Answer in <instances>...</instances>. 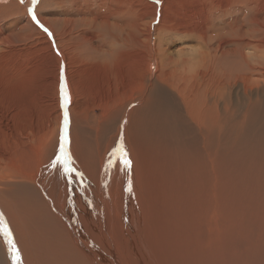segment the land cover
Here are the masks:
<instances>
[{
	"label": "bare ground",
	"instance_id": "1",
	"mask_svg": "<svg viewBox=\"0 0 264 264\" xmlns=\"http://www.w3.org/2000/svg\"><path fill=\"white\" fill-rule=\"evenodd\" d=\"M212 1L218 4H212L210 8L217 9H210V13L220 12L223 0ZM162 2L164 19L160 22L164 26L159 24L162 29H184L187 23L177 20L189 22V17L205 13L204 3L199 4L201 0ZM260 4L264 9V0ZM262 21L260 24L264 26ZM44 29L45 38L56 42V32ZM261 29L264 31V27L253 46L257 51L264 49ZM150 38L149 31L145 39ZM254 38L256 41L257 37ZM75 49L82 57L83 51L76 43ZM109 52L103 53L108 57ZM239 53L232 52L236 59L247 57ZM249 59L245 61L249 72L244 74L260 76L263 86L253 78L243 77L240 71L221 73L219 83L210 91L207 103L210 117L205 118L198 114L194 101L202 94L201 90L196 84L189 85V77L182 85L173 79L169 89L174 95L156 88L148 96L138 95L135 99L134 93L145 86L139 83L144 69L141 60L133 65L132 71L121 66L108 82L90 85L71 80L70 75L78 70L68 72L71 66L63 56L58 57L55 70L39 86L47 113L44 132L59 129V137L46 167L38 166L32 173L23 169L25 172L18 176L33 180L40 187L51 205L57 207L53 211L66 228L65 233L54 231L55 220L45 212L46 204L33 183L15 185L9 212L17 221L16 234L25 245L26 260L30 264H137L133 259L134 234L139 237L142 224L157 219L160 237L154 236L152 243L163 264H264V134L256 137L248 132L257 122L258 130L264 133V56L256 54ZM149 70L152 76L154 66ZM62 76L70 98L66 107L62 102ZM214 76L200 73L198 80ZM233 78L242 80V92L235 90ZM154 82L149 83L150 88ZM129 92L133 103L109 132L105 127L98 129L102 125L98 127L95 122L96 129L85 127L87 124L72 127L74 116L87 117L97 100L105 104L115 97L121 100ZM122 101L123 106L126 100ZM4 130L19 146L29 149L37 145L39 132L33 128L4 127ZM93 130L95 137L91 143L89 135ZM65 135L64 147L74 170L70 176H65L63 166L56 162ZM121 147L127 152L130 167L124 166L119 154L114 155ZM211 156H220L221 167L203 166ZM56 184L60 187L56 188ZM200 185L205 188L207 234L199 244V223L192 220V210L199 221L201 197L194 194ZM4 226L9 228L13 239L11 227L1 216L2 233ZM1 240L8 253L7 264H16L4 233ZM186 246L193 259L182 253ZM21 261L27 264L22 257ZM0 264L6 263L0 260Z\"/></svg>",
	"mask_w": 264,
	"mask_h": 264
},
{
	"label": "rangeland",
	"instance_id": "2",
	"mask_svg": "<svg viewBox=\"0 0 264 264\" xmlns=\"http://www.w3.org/2000/svg\"><path fill=\"white\" fill-rule=\"evenodd\" d=\"M162 1L159 0L157 3L156 0L155 2L154 0H38L33 6L32 0H0V90L3 86H7L4 93H0V217L2 216L11 227L13 240L27 264L30 262L26 260L25 245L16 234L17 221L9 212L13 198L11 193L15 185L33 183L40 191L42 202L46 204L45 212L55 220L54 231L65 233L66 228L53 211V208L57 207L51 205L48 196L42 193L40 187L33 180V182L24 180L18 176V173L25 172L23 169L32 173L38 166L46 167L54 143L59 137V129L55 132H44L47 113L42 103V91L39 86V84L43 85L45 77L55 70L58 57L63 56L64 61L71 66L68 72L78 70L77 73L70 75L71 80L90 85L108 82L121 66L129 67L132 71L133 65L141 60L144 69L139 83L145 86L134 93L135 99L139 97L138 95L148 96L151 90L156 88L174 95L169 89L173 79L177 84L182 85L186 77H189V85L196 84L201 90L202 94L194 101H197L198 114L205 118L210 117L209 95L219 83L221 73L232 71L238 74L240 71L243 77L253 78L252 80H257L260 86H263L260 76L244 74L249 72L245 63L249 57L256 54L258 57L264 56V49L257 51L256 47H253L259 41L257 34H260V28L264 27L260 24L263 20L264 25L261 0H223L224 4H221L220 12L215 14H211L210 9L217 8L210 7L217 2L201 0L199 4L204 3L205 13H200L198 17H189V22L177 20L180 23L182 21L187 23V27L177 30L162 29L161 26H164L160 22L164 19L160 8L164 6ZM258 6L260 9L257 8ZM33 14L40 22L37 23V20L33 19ZM251 24L255 25L250 27ZM252 27H257L258 31L257 28L255 31ZM44 28L56 32V42L47 36V39L45 38ZM149 31L151 38L145 39V34L147 35ZM251 32L253 34L255 32L256 35ZM250 35L253 38L256 36V41ZM75 43L82 49V57L78 56ZM234 50L240 52L239 54L242 52V55L247 57L236 59L232 54ZM105 51H111L108 57L104 55ZM250 61L252 63V60ZM61 63L63 64L62 61L59 62ZM151 65L154 66L152 76L149 70ZM205 72L215 76L207 77L205 81L198 80V74ZM232 80L237 84L235 90L242 92V80L236 81L234 78ZM151 81H156L153 88L149 87ZM253 90L257 91L254 88ZM131 95L132 93L129 92L127 97L121 100L115 97L116 100L112 98L105 104L97 100L91 111L92 114L88 112L85 118L74 116L72 127L87 124L84 126L96 129L102 125L98 129L105 127L104 129L107 128L109 132V129L114 127L125 114L128 105L133 103ZM124 99L126 102L122 106ZM176 99L177 103L180 102V99ZM93 117L95 119L92 121ZM254 125L255 127L251 126L248 131L250 135L256 134V137H259L260 134H264L258 130L257 122ZM4 127L33 128L39 132L37 145L29 149L17 145L5 132ZM94 132L93 130L89 135L90 138L92 137L89 138L91 143L94 141ZM105 138L108 139L109 135ZM203 166L216 169L221 167L220 156H211ZM59 187L60 185L56 184V188ZM50 188L52 191V185ZM62 190L63 187L58 190L59 196ZM204 193L203 185L195 189L194 195L201 197L199 221L195 211L192 210V220L199 223L197 228L199 244L207 234ZM138 234L139 237L134 234L132 241L133 259L136 263L163 264L159 261L152 243L154 236L160 237L157 219L145 221ZM2 235L0 231V260L7 264L8 253L1 240ZM182 253L192 258L193 254L188 246Z\"/></svg>",
	"mask_w": 264,
	"mask_h": 264
},
{
	"label": "snow or ice",
	"instance_id": "3",
	"mask_svg": "<svg viewBox=\"0 0 264 264\" xmlns=\"http://www.w3.org/2000/svg\"><path fill=\"white\" fill-rule=\"evenodd\" d=\"M156 2L159 3V0H156ZM37 3H38V0H32L33 6H35ZM30 11H31V9H30ZM33 19L35 20L34 14H33ZM61 81H62V87H61L62 102H63V106L66 107L67 104L70 102V98L68 96L67 89L64 86L63 76L61 77ZM67 126H68V115H67V112H65V114H64L65 132L67 130ZM66 143H67V137L65 135L64 143L60 147V154L57 157L56 162L63 166L65 176H70L74 170L71 167V165L73 163L71 160V157L68 155V153L66 152L65 147H64V144H66ZM117 154H119L120 159H121V161L125 167L131 166V161L128 159L127 152L123 149V147L119 148L117 153H114V155H117ZM53 166H55V164H53ZM3 233H4V236L6 237L7 243H8V245L12 251L13 260L16 262V264H22L20 253L16 247L15 242L12 239V234H11V232L7 226L3 227Z\"/></svg>",
	"mask_w": 264,
	"mask_h": 264
}]
</instances>
